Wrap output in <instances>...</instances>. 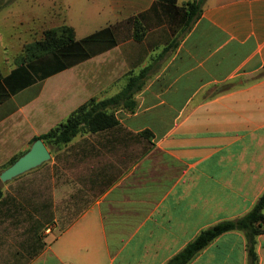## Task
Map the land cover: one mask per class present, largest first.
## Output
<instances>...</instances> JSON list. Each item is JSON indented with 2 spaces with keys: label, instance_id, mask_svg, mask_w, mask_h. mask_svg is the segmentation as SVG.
Segmentation results:
<instances>
[{
  "label": "crops",
  "instance_id": "1",
  "mask_svg": "<svg viewBox=\"0 0 264 264\" xmlns=\"http://www.w3.org/2000/svg\"><path fill=\"white\" fill-rule=\"evenodd\" d=\"M44 2L14 0L0 11L1 31L15 41L0 46L2 55L14 46L16 61L34 42L18 53V41L39 33ZM155 2L105 0L99 14L118 27L117 46L16 94L3 83L0 169L80 106L117 95L131 75L149 69L135 113L117 111L119 126L46 145L57 176L48 181L53 202L39 213L77 218L54 233L48 227L39 250L14 263L167 264L201 231L245 216L263 195L264 0H207L192 30L166 53L172 36L148 13ZM144 13L137 43L133 22ZM17 68L0 66L2 77ZM58 75L61 88L47 96ZM257 241L264 264V234ZM247 263L244 235L231 232L190 264Z\"/></svg>",
  "mask_w": 264,
  "mask_h": 264
},
{
  "label": "trees",
  "instance_id": "2",
  "mask_svg": "<svg viewBox=\"0 0 264 264\" xmlns=\"http://www.w3.org/2000/svg\"><path fill=\"white\" fill-rule=\"evenodd\" d=\"M13 1L0 0V11ZM205 1L195 0L180 7L177 4L178 0H156L148 13L157 16L172 36V42L166 44L164 53L175 50L180 41L192 30L202 15ZM145 15L146 13L139 15L133 22L137 42H141L145 36L146 29L141 22ZM116 30L117 28L109 27L81 40L77 39L75 29L68 25L45 31L42 39L24 47L23 53L15 61L18 68L8 78L4 79L0 71V90L5 89L4 83L10 93L16 94L117 46ZM148 72L149 69L146 68L138 75H131L127 86L111 98L101 101L89 100L74 111L65 122L35 138L34 142L41 139L47 146L60 148L68 145L82 133L95 134L119 126L117 111L135 113L138 108L136 94L144 88ZM2 95L6 97L5 91ZM21 156L23 155L14 157L5 170L16 163ZM3 196V192L0 191V200ZM231 232H240L244 235L247 264H258L257 239L264 234V193L245 216L222 221L201 231L194 241L167 264H190L218 238Z\"/></svg>",
  "mask_w": 264,
  "mask_h": 264
},
{
  "label": "rangeland",
  "instance_id": "3",
  "mask_svg": "<svg viewBox=\"0 0 264 264\" xmlns=\"http://www.w3.org/2000/svg\"><path fill=\"white\" fill-rule=\"evenodd\" d=\"M44 1L50 5L43 6V14L38 25H35V28L39 29V33L29 39L18 41L19 54L25 44L41 39L44 31L65 22L75 28L78 39L88 37L109 27L118 28L114 23L110 24L106 14H99L100 7L102 8V3L105 0H63L65 3L63 6H59V0ZM1 26L0 24V46L10 47L15 41L10 40V34L1 31ZM133 46L137 51L139 46L136 44ZM139 50L141 49L139 48ZM16 53L17 49L14 46L8 50L7 55L4 56L0 53L2 70L8 72L15 67ZM64 74L66 78L73 76L72 71H67ZM62 77L58 75L50 79L46 85V87L49 85L46 90L49 93L47 96L61 88L58 82H61ZM51 165L50 161L45 166L10 182H0V191L4 194V198L0 202V264H16L14 263L16 260L28 258L35 250H39L41 239L43 240L45 237L48 227L53 228L51 233H54V229L58 231L77 218L76 216L42 215L39 213L40 206L53 202L50 192L51 184H48V181L51 182L57 176V166L52 167ZM4 170L1 168L0 174Z\"/></svg>",
  "mask_w": 264,
  "mask_h": 264
},
{
  "label": "water",
  "instance_id": "4",
  "mask_svg": "<svg viewBox=\"0 0 264 264\" xmlns=\"http://www.w3.org/2000/svg\"><path fill=\"white\" fill-rule=\"evenodd\" d=\"M51 160V153L41 139L35 141L31 149L11 167L0 174V182L7 183Z\"/></svg>",
  "mask_w": 264,
  "mask_h": 264
},
{
  "label": "built area",
  "instance_id": "5",
  "mask_svg": "<svg viewBox=\"0 0 264 264\" xmlns=\"http://www.w3.org/2000/svg\"><path fill=\"white\" fill-rule=\"evenodd\" d=\"M49 232V231H48Z\"/></svg>",
  "mask_w": 264,
  "mask_h": 264
}]
</instances>
